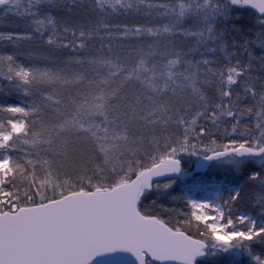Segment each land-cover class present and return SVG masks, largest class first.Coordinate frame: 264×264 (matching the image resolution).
Returning a JSON list of instances; mask_svg holds the SVG:
<instances>
[{
	"label": "snow or ice",
	"instance_id": "obj_1",
	"mask_svg": "<svg viewBox=\"0 0 264 264\" xmlns=\"http://www.w3.org/2000/svg\"><path fill=\"white\" fill-rule=\"evenodd\" d=\"M0 27V264H264V0H0Z\"/></svg>",
	"mask_w": 264,
	"mask_h": 264
},
{
	"label": "trees",
	"instance_id": "obj_2",
	"mask_svg": "<svg viewBox=\"0 0 264 264\" xmlns=\"http://www.w3.org/2000/svg\"><path fill=\"white\" fill-rule=\"evenodd\" d=\"M235 15L239 16V15H241V12L237 11L235 13ZM6 30H8V29H6L4 27H0V31H6ZM257 51H259V50H257ZM0 99H3V97H0ZM196 160H197L196 157L185 156L184 160H183V167L185 168V170H190L192 168L193 162ZM224 175H225V173L220 175L219 177L222 178ZM217 179H219V178H217ZM165 182L166 181H162L160 183H165ZM181 188H182V184L180 183V181H177V183L173 186V193L172 194L178 195ZM153 199H155V197H153ZM162 202L165 204L166 207L177 208L178 211L179 210L188 211L186 208H184L182 202L179 205H177L175 203L168 202L167 200H164ZM145 203H146V205L151 204V200L146 201ZM164 218L169 219L172 224H176L177 220H180L183 217L173 215L171 217L165 216Z\"/></svg>",
	"mask_w": 264,
	"mask_h": 264
},
{
	"label": "rangeland",
	"instance_id": "obj_3",
	"mask_svg": "<svg viewBox=\"0 0 264 264\" xmlns=\"http://www.w3.org/2000/svg\"><path fill=\"white\" fill-rule=\"evenodd\" d=\"M224 169L222 167H217V166H210L208 172L205 174L209 179L212 177H216L220 179V175L224 174ZM190 195L197 197V196H203L204 198L207 199H214L215 193L212 191H207L203 193H191Z\"/></svg>",
	"mask_w": 264,
	"mask_h": 264
},
{
	"label": "water",
	"instance_id": "obj_4",
	"mask_svg": "<svg viewBox=\"0 0 264 264\" xmlns=\"http://www.w3.org/2000/svg\"><path fill=\"white\" fill-rule=\"evenodd\" d=\"M196 165H197V161H195V162L193 163L192 169H191V170H188L187 172H190V173H196V172H197ZM207 170H208V168H207V169H204L202 172L197 173V174H204V173L207 172ZM157 179H158V182L164 181L163 178H157ZM129 264H131L130 261H129Z\"/></svg>",
	"mask_w": 264,
	"mask_h": 264
}]
</instances>
